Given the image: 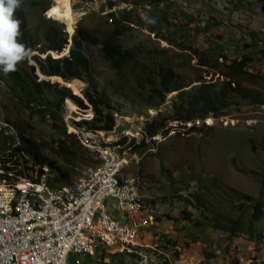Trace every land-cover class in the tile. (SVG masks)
Masks as SVG:
<instances>
[{
  "label": "rangeland",
  "instance_id": "rangeland-1",
  "mask_svg": "<svg viewBox=\"0 0 264 264\" xmlns=\"http://www.w3.org/2000/svg\"><path fill=\"white\" fill-rule=\"evenodd\" d=\"M165 1L172 2L181 11L192 12L191 14L198 12L201 16L199 26L202 22L207 24L211 17L215 18L213 30L204 32L202 29L197 32L199 35L193 44L195 48L203 51L218 42L226 45L227 53L232 54L241 45L250 43V32H256L255 39L264 47V0ZM48 5L49 8L53 7V0H22L20 8L25 11L30 26H34L40 15L57 21L48 17V10L42 13L43 7ZM123 7L125 5L120 6V8ZM70 8L74 15L73 30L75 25L83 20L87 26L97 30L99 35L107 32L109 22L106 14L109 11L106 0H95L91 3L70 0ZM171 11V20L179 23L183 15L179 14L178 10ZM64 26L69 32L66 25ZM189 33L190 36L193 35V31ZM68 34L72 35L70 32ZM187 40H190L188 36ZM187 40L184 43L185 46H187ZM137 43H142L156 52L168 50L166 51L168 57L177 54L179 58L175 62L190 58L189 52L179 51L176 45L171 47L164 41L156 40L152 35L134 30L126 38L125 45ZM88 54L94 66L91 79L97 91L105 96L109 107L114 111L113 117L117 130L110 135L112 140L119 138V133L129 127L128 122H134L133 124L137 125L136 120L139 118L143 121L158 115L159 109L149 108L132 93L133 84L129 72L125 73L124 81L120 80L102 59L98 47H91ZM250 55L254 56V67L250 68L264 73V60L254 49L250 50ZM52 56L59 57L55 54ZM190 64H195L193 56ZM176 71L187 80H192L194 77V71L189 67H178ZM35 74L38 81L45 80L50 84L63 85L69 88L73 95L81 97L83 81L66 84L51 79L54 77L46 78L37 70ZM202 74L207 80L213 75L208 69L203 70ZM8 81L5 73L0 70V127L7 130L8 136L16 138L14 124H21L27 136L36 142L47 144L46 154L49 158L60 161L68 138L51 127L50 119L36 111L30 113L20 105L19 100L13 96ZM119 81L122 87H118ZM243 84L249 88L260 89V92L264 94V85L258 87L247 82ZM170 97L171 95L168 96ZM169 108L170 102H167L161 107V111ZM91 115L93 117L91 111L81 110L71 99L64 100L62 117L65 128L66 124L72 126V121L79 122L85 117L90 118ZM222 119L224 122L208 119L205 124L211 125L212 130L205 134H184L183 129L176 128L181 134L175 135L174 132H170L164 139L160 136L155 137L154 149L148 146L141 153L138 151L132 153L130 144L129 149L125 148L129 159V166L125 173L137 180L140 194L147 201L153 200L156 205H160L162 214L174 218L173 220L161 218L156 226L145 229L147 237L159 235L156 243H159L160 250L164 248L162 252L171 264H253L255 260H260V264H264V218L254 224V228L263 233L258 243L247 241L242 231L230 236L228 233H219L209 227L199 229L193 226V222L201 214L206 218L219 214L236 218L243 207H240L241 200H230V195L259 198L264 203V187L263 189L260 187L261 177L238 171V169L252 171L260 176L264 174V108L233 110L229 117ZM195 125L197 126L198 123ZM186 126H191V123H187ZM77 150H74L75 168L69 183L84 176L86 170L93 166L91 152L87 149ZM188 198L195 199L198 206L193 207L187 204ZM181 199L184 201H180ZM105 206L111 214L116 202L107 200ZM185 210L190 214V221L184 219L185 216L181 214ZM113 215L116 216L119 213L116 212ZM247 218L246 213L243 215V220ZM167 240L174 242L175 246L168 244ZM193 240L196 241L193 242ZM144 243H149L147 238ZM147 253L153 261L151 252ZM205 253L212 254L213 258L204 256ZM155 257L159 259L158 252L155 253ZM67 264L134 263L131 257L117 254L116 248L103 251L99 247L94 257L70 255Z\"/></svg>",
  "mask_w": 264,
  "mask_h": 264
},
{
  "label": "trees",
  "instance_id": "trees-1",
  "mask_svg": "<svg viewBox=\"0 0 264 264\" xmlns=\"http://www.w3.org/2000/svg\"><path fill=\"white\" fill-rule=\"evenodd\" d=\"M80 1L91 3L95 0ZM121 5L125 7L120 8ZM106 7L109 11L106 14L109 26L105 34L99 35L97 30L87 26L82 20L75 25L71 36L66 32L64 24L42 15L35 21L34 26H30L25 11L20 7L16 9L14 18L21 21V35L17 37V40L31 49L32 55L30 59L26 58L19 62L15 72L5 74L9 80L10 90L19 100L20 105L30 113L36 111L50 119L51 127L68 138V142L67 146L61 149L63 151L61 160L57 161L46 154L47 144L36 142L27 136L21 124H14L16 138L6 135L2 128L0 130V163L5 169H8L6 164L16 169L17 165L25 163L21 157V153H24L32 164H46L52 168L55 173L54 184L57 186L71 181L75 168L74 150L85 149L73 135L66 134L62 112L63 102L67 98L83 111L90 108L93 114L91 120L72 121V125L105 132L114 128V111L109 107L105 96L97 91L91 79L94 71L93 62L88 54L91 47L99 48L102 59L120 80L124 81L125 73H130L133 84L132 93L136 98L149 108L160 110L157 116L146 119L143 123V128L150 138L149 143L141 141L135 144L133 139L132 153L137 151L141 153L148 146L154 149L156 140L153 138L157 136L164 139L170 132H174L175 135L181 134L176 128L183 129L184 134L201 135L212 130L211 125L205 124L206 119L217 120L229 117L231 111L238 109L264 108V94L260 92V89L249 88L243 84L247 82L258 87L264 85V73L250 68L254 67V56L250 55V50H256L264 60V47L255 39L256 32L249 33L251 36L249 44L241 45L232 54L227 53L226 45L218 42L202 51L193 45L199 35L197 32L202 29L204 32L213 30L214 17H211L207 24L204 22V26L201 27L199 26L201 16L198 12L191 14L192 12L181 11L178 6L165 0H106ZM47 10H50L49 5L43 7L42 13ZM171 10H178L179 14L183 15L179 23L171 20ZM134 30L152 35L156 40L164 41L171 47L176 45L179 51L189 52L190 58L175 62L179 56L174 54L168 57L166 52L168 50L156 52L142 43L125 45L126 38ZM190 31H193L192 36L189 35ZM187 36L190 40H187ZM186 40L187 46L184 45ZM67 46H69L68 53L63 55ZM52 54H57L59 57L55 58ZM192 56L195 58V64H190ZM178 67L191 68L194 71L193 79L187 80L177 73ZM207 69L213 74L208 80L202 74L203 70ZM36 70L46 78L58 77L66 84L83 81L81 97L73 95L71 90L63 85L50 84L45 80L38 81ZM118 87H122L121 81L118 82ZM169 95H171L170 98H168ZM167 102H170V108L161 111V107ZM196 122H199L197 126ZM187 123H191V126L187 127ZM91 162L93 166L96 165L92 158ZM238 171L261 177L260 187L263 189L264 174L260 176L252 171L241 169ZM230 200H241L240 207L243 209L236 218L223 214L206 218L201 214L197 216L193 226L199 229L209 227L219 233H228L230 236L242 231L247 241L260 242L263 233L257 231L254 224L264 218V203L259 198L252 199L236 195H230ZM148 202L157 206L160 211L156 222L161 221V218L174 219L162 214L160 205H156L153 200ZM186 202L193 207L198 206L195 199L188 198ZM246 213L248 218L243 220V215ZM181 214L185 216L184 219L191 220L188 211H182ZM167 243L175 246L171 240H167ZM206 255L209 259L213 258L212 254L205 253L204 256Z\"/></svg>",
  "mask_w": 264,
  "mask_h": 264
},
{
  "label": "built area",
  "instance_id": "built-area-1",
  "mask_svg": "<svg viewBox=\"0 0 264 264\" xmlns=\"http://www.w3.org/2000/svg\"><path fill=\"white\" fill-rule=\"evenodd\" d=\"M91 119L92 115L84 120ZM136 121L137 125L128 122L116 140L110 137L116 125L105 132L66 124L67 134L96 162L69 184H54L53 169L32 164L24 153L25 163L16 169L0 163V264H67L70 255L93 257L99 247L116 248L117 254L126 256L162 252L158 235L150 245L144 243L145 229L156 226L160 211L140 194L137 180L125 173L129 166L125 148L133 139L135 144L150 139L142 125L146 119ZM107 200L116 202L121 217L108 213ZM128 257L135 264H148V257Z\"/></svg>",
  "mask_w": 264,
  "mask_h": 264
},
{
  "label": "clouds",
  "instance_id": "clouds-1",
  "mask_svg": "<svg viewBox=\"0 0 264 264\" xmlns=\"http://www.w3.org/2000/svg\"><path fill=\"white\" fill-rule=\"evenodd\" d=\"M21 4L22 0H0V70L5 74L15 72L17 64L26 58L30 59L32 55L31 49L17 40V37L21 35V21L14 18V13ZM70 42L69 40V44Z\"/></svg>",
  "mask_w": 264,
  "mask_h": 264
},
{
  "label": "bare ground",
  "instance_id": "bare-ground-1",
  "mask_svg": "<svg viewBox=\"0 0 264 264\" xmlns=\"http://www.w3.org/2000/svg\"><path fill=\"white\" fill-rule=\"evenodd\" d=\"M54 6L50 8L48 12V17L53 18L57 21L62 22L64 25H66L67 30L72 33L73 32V26H74V15L70 8V0H53ZM66 50L63 52L65 54ZM54 55V54H53ZM57 55V54H55ZM54 57V56H53ZM56 58V57H55ZM56 79L57 81L61 82L59 78H51ZM71 84V83H70ZM73 108V107H70ZM156 252H151L153 261L149 257V253L147 252H127L128 256H132L133 258H146L148 257V264H164L165 262H169V259H167L166 255L163 252L159 253V259L155 257ZM257 264H260V261L257 262Z\"/></svg>",
  "mask_w": 264,
  "mask_h": 264
},
{
  "label": "crops",
  "instance_id": "crops-1",
  "mask_svg": "<svg viewBox=\"0 0 264 264\" xmlns=\"http://www.w3.org/2000/svg\"><path fill=\"white\" fill-rule=\"evenodd\" d=\"M116 212H117V211H116L115 208H114V211H112L110 215H112L114 218H119V217H121V214L114 216L113 214H116ZM108 213H109V210H108ZM146 238H147V242H149V243H145V244H146V245H150V244H151L150 241L152 240L153 237H151V236H148V237H147V236H146ZM146 238H145V239H146ZM160 251H162V250H160ZM132 262H133V261H132Z\"/></svg>",
  "mask_w": 264,
  "mask_h": 264
},
{
  "label": "water",
  "instance_id": "water-1",
  "mask_svg": "<svg viewBox=\"0 0 264 264\" xmlns=\"http://www.w3.org/2000/svg\"><path fill=\"white\" fill-rule=\"evenodd\" d=\"M74 31V30H73ZM69 33V32H68ZM73 33V32H72ZM69 49V48H68ZM68 49H67V52L66 53H68ZM56 78H58V77H56ZM61 80V79H60Z\"/></svg>",
  "mask_w": 264,
  "mask_h": 264
}]
</instances>
